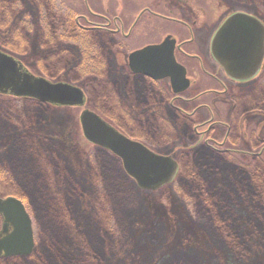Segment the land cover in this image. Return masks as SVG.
<instances>
[{"label": "rangeland", "instance_id": "374dc122", "mask_svg": "<svg viewBox=\"0 0 264 264\" xmlns=\"http://www.w3.org/2000/svg\"><path fill=\"white\" fill-rule=\"evenodd\" d=\"M35 1L22 0L17 4L18 9L29 11L26 14L19 10L18 15L25 16L30 21L25 22L27 29L24 31L27 50L25 53L22 52L23 56L21 54L17 56L36 73L38 71L36 61L39 65L47 64L48 70H55L54 67L60 61L67 62L63 56L67 54L64 50L66 46L72 51L69 56L67 55L71 62L67 68L82 62L81 44L68 39L58 43L54 39L53 26L56 23L61 25L66 17L54 15L58 11L52 10L54 21L52 16L48 15L44 23L46 16L40 15L36 6L31 5ZM73 1L76 0L68 2L73 3ZM89 2L97 7L100 0H89ZM114 2L117 3L116 0H104L103 6L113 8ZM128 2L129 0L118 2L120 5L116 6L117 15L121 16V7ZM208 2L212 4L211 0ZM203 4L199 7H209L206 2ZM192 5L191 3L190 6ZM238 10L255 13L264 20V0H216L212 9H207L208 12L194 11L196 14L191 17L196 18L199 25L195 27L197 39L194 49L205 50V43L206 45L210 43L223 19ZM127 12L126 23L129 24L130 12ZM108 14L113 18L115 10H111ZM167 22L171 32L177 31L173 27L174 21ZM3 24L4 26L0 24V30L5 27L6 30L8 28L7 33H12L14 30L12 25L6 28V24L4 22ZM164 30L151 31L147 39L117 42L116 46L120 45L122 48L120 51L122 61L126 62V56L137 45L164 36L161 34ZM6 32L2 34L4 36H0V39L4 41L11 39V35L8 36ZM42 39L50 42L43 44ZM97 39L98 42L93 44V47L101 50L104 40ZM51 52L63 54L57 53L52 62L35 61L37 56ZM63 71L59 73L64 75ZM75 75L69 71V75L64 77L68 80L70 76L68 82L77 84L79 82H75L74 79H77L79 74ZM115 97L113 94L97 96L94 90L91 91L87 106L98 111L103 102H112ZM209 98L213 101L216 119L220 124L221 122L229 124L232 109L230 99L225 95ZM97 104L100 106L98 107ZM7 107H10L9 111ZM81 110V108L72 110L58 108L56 113H51L44 106L38 107L26 101L4 97L0 99V169L15 182L17 180L19 189L25 190L31 199L37 240L35 252L20 257L13 262L14 264H163L165 259L171 260L173 264H186L197 256L203 257L208 264H264V253L261 254V248L253 242L255 233L259 237L258 242L264 240V232L255 229L256 219L251 213L252 210H248V214H245L249 221L248 227H243L246 237L243 238L244 235L237 233L236 235L238 242L247 239V247L253 248L256 253H249L248 257L239 262L230 261L222 249L226 242L224 232L220 230L214 214L209 210V203L203 202L200 198L181 200L176 191L172 190L171 185L162 188L161 191L140 189L126 174L120 159L110 152L87 143L79 120ZM6 112L7 118H5ZM152 112V109L149 110L148 118ZM198 117H200L198 121L204 120L205 112L199 113ZM153 124L151 131L164 130L169 137L166 134L163 139L160 136L158 139L144 138L143 141L175 159L176 157L178 159L180 151L196 150L205 142L202 139L199 144L187 141L178 144L183 133L190 130L187 125L183 126L182 121H179L177 126H172L170 123L167 131L160 122ZM217 129L220 130L221 127L218 126ZM223 136V133L217 132L213 137L220 142ZM230 137L233 136L230 134ZM50 138L51 141H48ZM210 143L216 145L211 141ZM54 145L63 158V163L57 166L54 156H50L51 153L47 158L44 157ZM253 152L263 153L264 156V148L260 145L255 146ZM177 161L180 166L186 162L184 159ZM255 161L258 163L259 160L255 159ZM33 180L37 182L34 183ZM211 209L215 208L211 205ZM241 209L242 206L238 205L236 212L242 213ZM242 219L246 221V218ZM228 225L232 227L230 222ZM248 230L249 233L254 234L247 235ZM84 255L93 262L91 263Z\"/></svg>", "mask_w": 264, "mask_h": 264}, {"label": "flooded vegetation", "instance_id": "af4514ba", "mask_svg": "<svg viewBox=\"0 0 264 264\" xmlns=\"http://www.w3.org/2000/svg\"><path fill=\"white\" fill-rule=\"evenodd\" d=\"M38 1L40 3L36 0L33 2L34 4L31 5L36 6L37 9H35L40 13V15L44 14V17L48 15L50 16L51 14H54L52 12L53 10L58 11L57 14L54 15L66 17V19L62 22L63 25H57L56 23L53 26L54 38L58 43L67 41L66 39L61 41L58 40L60 38L59 32L61 28L68 26V22L70 21L71 17H73V21L76 23L75 26L80 28V30L82 29L85 31L98 32V34L101 32L102 34L108 33L111 34L113 39L116 40V42L113 43L115 46V52L113 51V58L110 61L113 68L111 73L112 75L104 80H99L98 85L102 90V95L110 96L113 94L116 97L114 100H112V102H103L100 111H97L96 109L95 111L88 106L85 108L96 112L105 120V122H108L110 125L115 127L116 130L130 139L141 142L158 154L165 153L160 152L156 148L151 147L146 141H143L144 138L158 139L160 136H162L161 138L163 139L164 135L167 134L164 130L151 131L150 129L154 125L153 122H160L161 126L166 127L167 131L168 125L170 123L172 126H177L178 122L182 121L184 124L183 126L187 125L190 130L188 129V131L183 133L179 139L180 143L178 144H183L184 141H187L188 143L199 144L203 139L205 142L200 146L206 145L216 151H227L231 148L227 147V139L229 138L230 134H234L232 131V117H240L243 113L245 114L246 111H249L252 108H263V104H257V106L245 105L242 107L238 105L235 100L242 101L249 97L248 90L250 88H256L259 93L258 96L262 98L261 96L264 88V73H262V71L264 69V63L260 71L257 72L256 76L249 79L248 81H237L226 76L227 74H225L222 71V68L217 65L212 55H210V43L208 45L205 43V50H199L197 48L194 49L195 41L197 39L195 27H199V25H197L198 20L195 18L196 20L190 22L189 19L186 21L184 18H180L178 16L183 15L185 12L191 13L192 15L196 14L194 11L199 12L201 10L200 8H192L190 6L191 4H186L187 7H185L183 5V0H129L128 4H123L121 7L122 11L120 16L116 14V10L118 9L116 6L118 5L119 7L120 3L118 2H120V0H116V4L114 2V9L112 7L105 8L103 6L104 0H100L97 7H95L93 3H90L89 0H76L75 2L73 1V3H69V0ZM19 2H22V0H0V23L2 24L4 22L7 24L6 28L10 24L13 28H16V25L17 27L20 25L22 27L23 35H25L24 31L27 29L25 22L28 23L29 21L28 18H25V16H20L18 13L20 12L19 10H22L28 14L29 11L26 12L25 9H18L17 4ZM179 2L183 4H180ZM111 10H115L113 18L108 16V13ZM127 11L130 12L128 14L130 18L128 20L129 24L126 23L127 14L125 13ZM132 11H134V14ZM172 15H176L177 17ZM156 17L163 19L159 20ZM52 18V21H54V16H52ZM45 20H47L46 17L43 20L44 23L46 22ZM168 20L175 22L173 27H175V30L177 31H170L169 27L167 26L169 23L167 22ZM262 21L264 22L263 19ZM160 29H165L164 32H161V34H164V36L160 38L158 36L156 39L149 40L148 42L146 41L141 45H137V47H135L130 52L149 44H159L167 36H171L172 38L176 39L174 57L178 63L186 67V76L190 81L188 88H186V90L181 93L174 92L171 79L169 77L155 79L148 75L144 76L143 74L133 72L129 66L128 55L125 58L126 62L122 61L123 59L120 52L122 48L120 45L116 46V43L120 42L121 39L124 41L138 39L143 40L144 38L147 39L146 37L149 36L148 34L151 33V31H157ZM97 40L98 39L94 36L91 44H95L98 42ZM42 42H46V39H42L41 43ZM66 47L67 48L64 50H66L65 54H67L63 55L65 58H67V55L72 52L71 48H68L69 46ZM57 53L58 52H54L52 54L56 56ZM49 54L39 55L35 58V61H42L48 58ZM36 62L38 63V61ZM67 62L71 63L68 59ZM81 87L83 88L84 92L87 91L84 86ZM86 93L88 94V92ZM217 95L219 97L224 95L227 96L232 103L229 124L225 122H221L220 124V121L216 119L215 110L212 106L213 101L209 97L214 99L217 97ZM3 97L9 99L13 98L16 101H25V98L22 97H14L13 95L0 93V99ZM44 104L46 105V108L51 111V113H56L58 108H67L70 110L74 108L72 106H57L48 103ZM126 104L128 105L127 107ZM151 109L153 112L148 118L147 113H149V110ZM203 112H205V119L198 121V119H200V117H198L199 113L201 114ZM207 112L209 116L207 115ZM255 119H257L256 121L258 122L261 120L259 116H250L248 119L249 123L251 121H255ZM218 126L221 127L220 130L217 129ZM217 132L224 134L223 139L220 142L214 140L215 138L213 137ZM242 134V138H245ZM148 135L151 137H148ZM167 135L169 137V134ZM210 141L216 145H212ZM222 144L225 145L219 147V145ZM94 146L110 152L108 149L99 145ZM51 150H53L52 147ZM51 150L45 153L46 155L44 157L47 158L49 153H51L50 156H54L55 158V155L51 152ZM115 157L117 158V156ZM33 182L36 183L37 181L33 180ZM34 252L35 250H33L30 255H32ZM1 258L4 257L1 256L0 259Z\"/></svg>", "mask_w": 264, "mask_h": 264}, {"label": "trees", "instance_id": "16d2710c", "mask_svg": "<svg viewBox=\"0 0 264 264\" xmlns=\"http://www.w3.org/2000/svg\"><path fill=\"white\" fill-rule=\"evenodd\" d=\"M211 1L212 4H209L208 0H183L184 4L179 3L183 4L185 7H187L186 4L192 3L194 5H192V8H198L199 5H204L203 3L206 2L209 4V7L204 6V8H199L201 11H207L208 8L212 9L214 2H216V0ZM191 16L192 14L187 12L183 15H179L180 18H184L186 21L188 19L190 22L196 20L195 18H191ZM47 17L48 16H46V18ZM75 24L73 17H71L68 26L60 29V38L58 40H74L81 44V53L83 54L82 62L78 64L75 63L71 66L72 68H67L69 62L60 61L57 66H55V70H48L47 64L40 63L39 65L35 62L38 67L37 72L53 79H65L64 76L69 75V71L73 72L74 75L76 74L75 76L79 74L77 79H74L75 82H79L77 84L84 86L89 95H91V91L95 90L97 96L104 97V95L101 94L102 90L100 86H98L99 80H104L112 75L113 68L110 61L113 58V51L115 52L113 43H115L116 40L113 39L111 34H102V32L98 34V32L80 30ZM2 25L4 26L3 23ZM4 32H6L5 27L3 30H0V36ZM6 34L8 36L10 34L11 39L7 41L0 39V47L6 48L9 51L11 50V52L16 55L21 54L23 56V53L27 50V42L26 36L23 35L22 27L20 25L17 27L16 25L12 33L6 32ZM94 36L95 38L104 40V42L102 41L103 45H105H102L104 51L97 47H93L94 45L91 43ZM122 41L124 40L121 39L120 42L122 43ZM48 42H50V40H48ZM48 42L46 39V42L42 43L48 44ZM54 58H56V56L51 52L49 57L44 60L52 62ZM66 59L69 60V57L65 58V60ZM38 65L41 68H39ZM62 66L63 68H61ZM62 70H64V75L59 73ZM68 80L70 81V76ZM248 94L249 97L242 101L235 100V102L242 107L245 105L257 106V104H263V108H252L246 111L245 114L243 113L240 117H232V131L234 135H232L233 137L229 136L227 139V147H231L232 149L230 148V150L227 151H216L209 146L203 145L191 152L190 150L189 152H180L178 159H184L186 162L180 166L178 176L174 179V182L170 184L172 190L176 191L179 198L181 197V200L184 198H188L189 200L200 198L203 202L209 203V210L214 214L216 222L220 226V230L224 232V237L226 239L222 249L229 260L233 262L241 261L248 257L250 255L249 253H256L253 248L247 247V239L240 240V237L239 240L241 242L237 241L236 233L244 235L243 238L246 237L243 227H248L249 225V221L245 215L248 214V210H252L251 213L256 219L254 225L256 227L255 229L264 232V156L262 155L263 153L257 154L253 152L255 146L260 145L264 148V88L261 96L262 98L258 96L259 93L256 88H250ZM25 101L38 107L44 106L46 108L44 103L26 98ZM97 106L99 107L100 105L97 104ZM9 108L10 107L7 109L8 111ZM100 108L101 107H99L98 110H100ZM250 116H259L261 120L258 122L256 121L257 119H255V121L249 123L248 119ZM5 118H7V112ZM241 134L245 138H242ZM48 141H51V139ZM51 152L55 155L56 166L59 163H63V158L59 155L60 151L55 145ZM249 157L251 158L250 160ZM255 159L259 160L258 163H256ZM251 160L254 161L251 162ZM17 184V180L15 182L0 169V194H12L21 198L27 205L33 219H35L31 206V199L25 190L19 189ZM183 187L184 189L181 190ZM211 205L215 209H211ZM238 205L242 206L241 212L244 214L236 212ZM242 218H246V221L244 222ZM228 222L232 224V227L228 225ZM248 234L254 233H249L248 230L247 235ZM258 239L259 237L255 233L253 242L259 245L261 248L260 253L263 254L264 240L258 242ZM251 247H253V244H251ZM84 256H86L85 258L91 261V263L93 262L87 255ZM89 256H91L90 253ZM219 258H221V256H219ZM19 259L20 257L0 259V264H14L13 262ZM163 264L173 263L171 260L165 259L163 260ZM186 264H208V262L203 257L197 256L195 259L189 260Z\"/></svg>", "mask_w": 264, "mask_h": 264}, {"label": "water", "instance_id": "95a60500", "mask_svg": "<svg viewBox=\"0 0 264 264\" xmlns=\"http://www.w3.org/2000/svg\"><path fill=\"white\" fill-rule=\"evenodd\" d=\"M176 39L167 36L160 44H150L129 55L135 73L155 79L169 77L175 93L190 85L186 67L175 59ZM211 54L232 79L245 81L260 71L264 61V22L257 16L237 11L225 18L211 41ZM0 93L31 97L55 105L83 106L85 93L67 82H51L35 76L17 58L0 50ZM84 136L121 158L128 175L143 189L156 190L172 181L178 163L171 157L149 150L132 140L96 112L84 109L80 116ZM0 257L29 255L34 249L32 219L24 203L15 196H0Z\"/></svg>", "mask_w": 264, "mask_h": 264}]
</instances>
